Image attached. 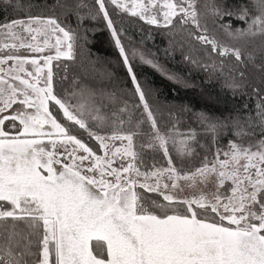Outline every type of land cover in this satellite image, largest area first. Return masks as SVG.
Here are the masks:
<instances>
[{"label": "snow or ice", "instance_id": "1", "mask_svg": "<svg viewBox=\"0 0 264 264\" xmlns=\"http://www.w3.org/2000/svg\"><path fill=\"white\" fill-rule=\"evenodd\" d=\"M59 6L78 24L106 21L137 100L130 105L115 92L77 87L75 79L73 91L58 95L53 61L76 59L75 29L30 11L0 23V264H264V95L254 89L255 115L199 113L197 122L212 136L211 156L185 168L183 161L205 146L196 129L178 130V118L161 124L109 14L112 7L158 27L190 25L189 37L211 61L205 67L223 73L231 57L264 73V0ZM224 17L246 24L220 23L227 41L209 25ZM256 38L259 63L255 51H245ZM49 49L54 54H45ZM238 75L242 80L245 73ZM229 129L232 138L220 145ZM147 151L162 152L166 166H146Z\"/></svg>", "mask_w": 264, "mask_h": 264}, {"label": "trees", "instance_id": "2", "mask_svg": "<svg viewBox=\"0 0 264 264\" xmlns=\"http://www.w3.org/2000/svg\"><path fill=\"white\" fill-rule=\"evenodd\" d=\"M203 2L204 0H201V4ZM243 2L245 0H227L232 6H238ZM76 3L77 0H11L9 4L6 0H0V23L21 18L28 11L34 15H55L62 24L66 27L71 26L77 33L76 59L74 61L62 59L54 64L56 93L63 96L67 91L74 90L72 85L75 79L78 81L77 87L115 92L130 105L136 103L134 86L115 46L111 31L106 26V21L102 18L85 19L82 24H78L74 15L65 17L66 9L59 6L60 4L74 6ZM84 3L94 10L95 0H84ZM81 11L86 13L87 9ZM109 14L121 33V41L129 53L133 71L150 103L156 108L157 118L166 127H170L178 118V130L186 132L189 128L196 129L199 143L205 146L204 148L197 146L198 155L183 161L185 168L198 166L200 158L206 152L211 156L212 136L204 134L201 125L197 122L196 117L199 113L216 118L255 115L256 104L260 101L254 89H259L260 94L264 95V73L258 68L252 65L239 66L229 57L225 60L223 73L214 71L204 66L211 61L205 55V48L189 37V31L192 30L190 25L175 24L172 28L158 27L130 14H118L112 7H109ZM220 23H230L233 28L246 27L243 21L232 17H224L217 22V25H212L209 21L210 28L225 41L227 38L218 28ZM261 44L262 41L256 38L255 42L249 44L245 50L255 51L258 57L257 63L260 62ZM133 51L135 55H132ZM141 54L145 59L152 60L157 67L141 61ZM57 64L60 66L57 67ZM241 71L245 73L242 80L238 75ZM67 72L70 74L68 81L61 78L67 75ZM233 82L240 86L229 87ZM157 108L161 109L160 112ZM80 132L84 131L75 129L77 135ZM230 138H232L231 129L228 130L227 135L219 136L218 142L224 145ZM144 155L151 164L160 165L165 161L160 151L159 154L147 151ZM173 159H176L174 153ZM147 161L146 166L149 165Z\"/></svg>", "mask_w": 264, "mask_h": 264}, {"label": "rangeland", "instance_id": "3", "mask_svg": "<svg viewBox=\"0 0 264 264\" xmlns=\"http://www.w3.org/2000/svg\"><path fill=\"white\" fill-rule=\"evenodd\" d=\"M45 54H54V50H52V49H49L48 51H46V53ZM57 61H53V67H54V64L56 63ZM58 63V62H57ZM67 79H65V80H69L70 79V74H69V72H67ZM99 90H101V89H99ZM98 90V91H99ZM73 91V90H72ZM67 92H71V91H67ZM153 109H154V111L156 110V108H154L153 107ZM158 109V108H157ZM159 110V112H160V110L161 109H158ZM155 113H156V111H155ZM137 115H139V112L137 111ZM162 125H164L163 123H161ZM144 127V130H147V125H144L143 126ZM77 130H79V129H77ZM79 131H81V130H79ZM77 134V133H76ZM79 137H81V138H84L85 139V142H87V143H89V145L90 146H93V144H94V141H90V140H88L87 139V134L85 133V132H80V134L78 135ZM135 140H136V144L137 145H139V143L141 142V137H139V136H137L136 138H135ZM138 150V149H137ZM148 152H150V151H148ZM152 153H156V154H159V151H155V152H153L152 151ZM162 153V152H161ZM143 159H144V164L146 165V161L148 160V158L147 159H145V155H143ZM147 163H148V161H147ZM153 163V162H152ZM149 165L151 164V163H148ZM157 166H166V161H164L162 164H160V165H158L157 164ZM212 189V185L210 184V185H208V188L206 189V191L207 190H211ZM195 194H197L195 191H193V190H186L185 191V193H184V195H195Z\"/></svg>", "mask_w": 264, "mask_h": 264}]
</instances>
